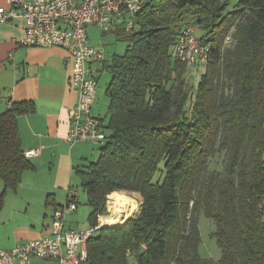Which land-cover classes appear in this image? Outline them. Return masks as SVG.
Here are the masks:
<instances>
[{
    "label": "trees",
    "instance_id": "1",
    "mask_svg": "<svg viewBox=\"0 0 264 264\" xmlns=\"http://www.w3.org/2000/svg\"><path fill=\"white\" fill-rule=\"evenodd\" d=\"M226 6L144 0L128 49L108 61L110 131L78 171L90 227L108 214L110 194L142 198L134 217L96 230L82 264H264V0H241L229 15ZM187 24L210 47L194 97L192 69L175 58ZM34 108L16 102L0 114V211L33 167L17 116ZM201 214L216 223L217 261L200 255Z\"/></svg>",
    "mask_w": 264,
    "mask_h": 264
},
{
    "label": "crops",
    "instance_id": "2",
    "mask_svg": "<svg viewBox=\"0 0 264 264\" xmlns=\"http://www.w3.org/2000/svg\"><path fill=\"white\" fill-rule=\"evenodd\" d=\"M0 5L9 7L10 0H0ZM24 32L21 17L0 24V110H7L10 102L34 104V111L19 114L17 119L23 149L40 147L41 154L29 158L33 167L23 173L18 188L6 192L0 211V248L52 235L54 211L69 200L75 176L81 180L78 171L92 162L88 158L90 140H66L78 101V90L70 83L72 58L59 47L20 44ZM97 97L98 91L93 112L102 118L94 108ZM91 212L78 201L77 208L66 216V225L82 222ZM42 260L34 258L33 264Z\"/></svg>",
    "mask_w": 264,
    "mask_h": 264
},
{
    "label": "built area",
    "instance_id": "3",
    "mask_svg": "<svg viewBox=\"0 0 264 264\" xmlns=\"http://www.w3.org/2000/svg\"><path fill=\"white\" fill-rule=\"evenodd\" d=\"M144 0H10V6L0 5V24L16 19L25 20V32L19 43L25 46L59 47L73 61L70 83L78 90L73 107L69 143L92 140L104 143L107 132L102 119L93 112L98 76L108 65L104 47L91 44L88 28L99 26L103 31L124 25L133 32L138 26V12ZM230 37L226 38L229 42ZM175 56L186 62L191 73L207 67L209 45L201 42L193 25H184L178 36ZM10 102L9 107L12 106ZM41 154V148L24 150L27 158ZM76 189H70V199L54 211V233L28 239L12 248H0V264H33L34 258L55 260L60 264H82L88 256L87 243L101 228L75 230L66 227V216L77 208L73 199ZM100 217V216H99Z\"/></svg>",
    "mask_w": 264,
    "mask_h": 264
},
{
    "label": "rangeland",
    "instance_id": "4",
    "mask_svg": "<svg viewBox=\"0 0 264 264\" xmlns=\"http://www.w3.org/2000/svg\"><path fill=\"white\" fill-rule=\"evenodd\" d=\"M221 1L227 3L225 14L229 15L237 8L241 0H221ZM123 29H124V25L113 27L109 31H103L99 26L96 25H91L88 29L89 37L92 42V45L97 47L99 46L104 47L109 62L112 60L114 55H123L128 49V46L130 45L129 35L127 34V31H124ZM195 31L198 37L200 38L205 35V32L197 27L195 28ZM205 70L206 69L204 67H201L198 71L194 73L192 72V74L190 73L191 75L188 74L191 79V83L194 86L192 92L193 97H194V92L196 91L197 84L200 80V77L205 72ZM189 72L190 70L188 67V73ZM97 76H98V88H97L98 97L94 108L95 111L102 116L105 126H107L110 122V113H109L110 99L106 93V87L108 83L111 81L113 74L111 69L104 68L101 74H97ZM189 104H191L190 101ZM2 112L4 111L0 110V114ZM107 131L109 132L110 130ZM87 143L90 149L88 158L90 161H96L102 152L104 143L95 142L92 140L88 141ZM218 159H219L218 161L219 165L221 166L222 156L221 158ZM73 185L79 194V198H78L79 205L82 206V208H89L90 210H92L90 205L86 203V192L82 186V182L79 177L75 176ZM3 189H4V185L2 184L0 186V193L3 191ZM123 192H125L127 195L135 199V201L138 204L137 210L139 211L141 198H142L141 194L139 192H127V191H123ZM107 209H108L107 211L108 214L106 215L113 213V209L108 207V200H107ZM138 211H136L132 217H134L138 213ZM70 224L71 227L67 225L66 227L79 231L90 228L88 216H86V218L82 220V222H79V220H75V223L71 222ZM199 229L201 234V241L199 245L200 255L204 258L213 259L215 261L219 260L222 256V249L215 235V231H216L215 221L212 218L204 214H201L199 216ZM94 233L96 235L98 234V231ZM40 264H60V263L57 261H51L45 259L40 261Z\"/></svg>",
    "mask_w": 264,
    "mask_h": 264
},
{
    "label": "bare ground",
    "instance_id": "5",
    "mask_svg": "<svg viewBox=\"0 0 264 264\" xmlns=\"http://www.w3.org/2000/svg\"><path fill=\"white\" fill-rule=\"evenodd\" d=\"M108 207L113 209V213L99 217L102 226L114 227L125 223L138 211V204L134 198L125 192H115L107 198Z\"/></svg>",
    "mask_w": 264,
    "mask_h": 264
},
{
    "label": "water",
    "instance_id": "6",
    "mask_svg": "<svg viewBox=\"0 0 264 264\" xmlns=\"http://www.w3.org/2000/svg\"><path fill=\"white\" fill-rule=\"evenodd\" d=\"M101 227H103V226H101Z\"/></svg>",
    "mask_w": 264,
    "mask_h": 264
}]
</instances>
